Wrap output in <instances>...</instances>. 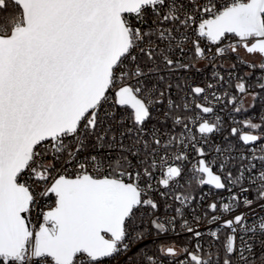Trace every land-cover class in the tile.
I'll return each mask as SVG.
<instances>
[{
	"label": "snow or ice",
	"instance_id": "snow-or-ice-1",
	"mask_svg": "<svg viewBox=\"0 0 264 264\" xmlns=\"http://www.w3.org/2000/svg\"><path fill=\"white\" fill-rule=\"evenodd\" d=\"M0 264H264V0H0Z\"/></svg>",
	"mask_w": 264,
	"mask_h": 264
}]
</instances>
